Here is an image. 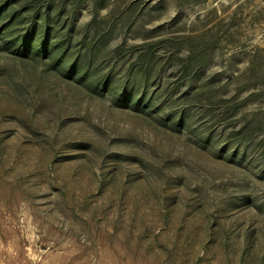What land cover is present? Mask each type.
Listing matches in <instances>:
<instances>
[{
  "label": "rangeland",
  "instance_id": "rangeland-1",
  "mask_svg": "<svg viewBox=\"0 0 264 264\" xmlns=\"http://www.w3.org/2000/svg\"><path fill=\"white\" fill-rule=\"evenodd\" d=\"M0 264H264V0H0Z\"/></svg>",
  "mask_w": 264,
  "mask_h": 264
},
{
  "label": "trees",
  "instance_id": "trees-1",
  "mask_svg": "<svg viewBox=\"0 0 264 264\" xmlns=\"http://www.w3.org/2000/svg\"><path fill=\"white\" fill-rule=\"evenodd\" d=\"M48 23H49V19H48V16L47 15H45V21H44V24L46 25V27H47V25H48ZM97 37V35L94 37V39ZM137 65L139 66V68L140 69H143V68H148V64L145 62V60L143 59V58H139V62L137 63ZM143 78H145V77H143Z\"/></svg>",
  "mask_w": 264,
  "mask_h": 264
}]
</instances>
